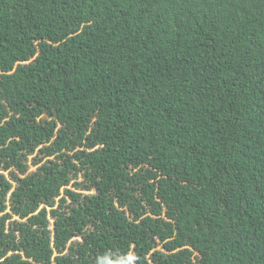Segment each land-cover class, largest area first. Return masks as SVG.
I'll return each mask as SVG.
<instances>
[{"label": "trees", "instance_id": "1", "mask_svg": "<svg viewBox=\"0 0 264 264\" xmlns=\"http://www.w3.org/2000/svg\"><path fill=\"white\" fill-rule=\"evenodd\" d=\"M0 264H264V0H0Z\"/></svg>", "mask_w": 264, "mask_h": 264}, {"label": "rangeland", "instance_id": "2", "mask_svg": "<svg viewBox=\"0 0 264 264\" xmlns=\"http://www.w3.org/2000/svg\"><path fill=\"white\" fill-rule=\"evenodd\" d=\"M34 167L32 166L31 167V169H33ZM79 180H81V177L79 178ZM73 182V181H72ZM69 187H71L72 189H73V183H71V185L69 186ZM83 191V193H86L87 191H84V190H82Z\"/></svg>", "mask_w": 264, "mask_h": 264}]
</instances>
